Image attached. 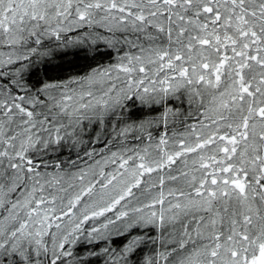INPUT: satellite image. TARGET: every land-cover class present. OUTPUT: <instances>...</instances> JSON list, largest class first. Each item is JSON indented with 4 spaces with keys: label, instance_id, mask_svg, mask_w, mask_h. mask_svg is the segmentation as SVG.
<instances>
[{
    "label": "snow or ice",
    "instance_id": "1",
    "mask_svg": "<svg viewBox=\"0 0 264 264\" xmlns=\"http://www.w3.org/2000/svg\"><path fill=\"white\" fill-rule=\"evenodd\" d=\"M0 264H264V0H0Z\"/></svg>",
    "mask_w": 264,
    "mask_h": 264
},
{
    "label": "trees",
    "instance_id": "2",
    "mask_svg": "<svg viewBox=\"0 0 264 264\" xmlns=\"http://www.w3.org/2000/svg\"><path fill=\"white\" fill-rule=\"evenodd\" d=\"M69 51L75 50L70 49ZM84 56V53H80L79 57L72 55L66 57L56 56L50 61L47 68L40 65L38 70L33 74L32 79L36 80L45 75L51 77H68L77 73H82L87 70L89 64L93 63L91 60L85 59ZM97 59L107 62L106 57H97Z\"/></svg>",
    "mask_w": 264,
    "mask_h": 264
}]
</instances>
